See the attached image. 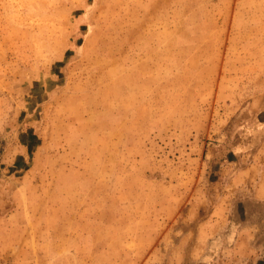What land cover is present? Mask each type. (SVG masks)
Wrapping results in <instances>:
<instances>
[{
    "label": "rangeland",
    "instance_id": "obj_1",
    "mask_svg": "<svg viewBox=\"0 0 264 264\" xmlns=\"http://www.w3.org/2000/svg\"><path fill=\"white\" fill-rule=\"evenodd\" d=\"M0 264H264V0H0Z\"/></svg>",
    "mask_w": 264,
    "mask_h": 264
}]
</instances>
